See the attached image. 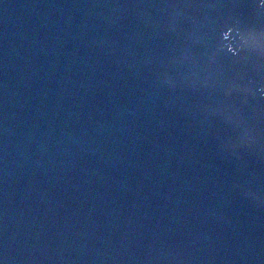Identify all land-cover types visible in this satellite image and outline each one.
<instances>
[{"label":"water","instance_id":"obj_1","mask_svg":"<svg viewBox=\"0 0 264 264\" xmlns=\"http://www.w3.org/2000/svg\"><path fill=\"white\" fill-rule=\"evenodd\" d=\"M0 264H264V0H0Z\"/></svg>","mask_w":264,"mask_h":264}]
</instances>
